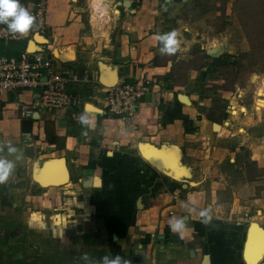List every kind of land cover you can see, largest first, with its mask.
Masks as SVG:
<instances>
[{"label": "crops", "instance_id": "1", "mask_svg": "<svg viewBox=\"0 0 264 264\" xmlns=\"http://www.w3.org/2000/svg\"><path fill=\"white\" fill-rule=\"evenodd\" d=\"M106 1V15L93 18L91 0H48V30L32 38L59 69L78 73L70 89L91 126L60 113L22 118L20 107L36 95L0 94V155L16 161L0 184V264H100L115 255L129 264L252 263L264 235V136L255 128L262 120L217 116L216 103H202L207 68L176 80L188 54H161L157 40L173 0ZM20 2L30 10L35 0ZM30 44L4 49L15 55ZM109 80L147 88L133 128L102 117ZM143 144L152 147L141 151ZM160 146V157L175 160L164 171L152 159ZM61 164L67 181L53 185ZM202 210L212 217L207 225ZM172 217L186 220L184 234L170 231Z\"/></svg>", "mask_w": 264, "mask_h": 264}, {"label": "rangeland", "instance_id": "2", "mask_svg": "<svg viewBox=\"0 0 264 264\" xmlns=\"http://www.w3.org/2000/svg\"><path fill=\"white\" fill-rule=\"evenodd\" d=\"M172 3L165 14L163 31H176L178 50L188 54L181 62L183 72L176 80L185 81L189 68H207L208 72L203 70L207 75L201 74L203 80L198 86L202 103H216L217 116L230 112L235 118L242 114L249 117L247 121L262 120L260 130L255 128L258 136H264V109L254 104L257 83L264 79V0H173ZM214 42L223 47L210 49ZM203 53L213 56L206 57ZM253 76L258 78L255 82ZM234 97L237 107L232 109L230 101Z\"/></svg>", "mask_w": 264, "mask_h": 264}, {"label": "built area", "instance_id": "3", "mask_svg": "<svg viewBox=\"0 0 264 264\" xmlns=\"http://www.w3.org/2000/svg\"><path fill=\"white\" fill-rule=\"evenodd\" d=\"M136 1V0H134ZM22 4V3H21ZM48 0H35L29 11L35 18L33 28L24 35H13L0 25V94H16L27 90L36 95L31 104H24L19 112L22 118L38 113H60L80 125L81 99L70 87L80 81L78 73L68 74L57 67L53 55L36 45L33 36L46 33V11ZM30 41L32 50L24 49L15 55H8L5 47L9 43ZM147 88L128 84H115L106 88L102 117L123 121L128 127L134 126V112L137 101L147 93Z\"/></svg>", "mask_w": 264, "mask_h": 264}, {"label": "clouds", "instance_id": "4", "mask_svg": "<svg viewBox=\"0 0 264 264\" xmlns=\"http://www.w3.org/2000/svg\"><path fill=\"white\" fill-rule=\"evenodd\" d=\"M34 23V16L21 4L20 0H0V25L6 26V30L9 33L13 35H24L33 28ZM177 35L176 31H170L157 36L161 54H172L177 51L179 47ZM79 120L84 126H91L93 124L90 114L86 111L80 115ZM16 151L17 149L14 147L8 148L9 154H13ZM18 160L19 156H17ZM15 167L16 161L0 155V184L8 181ZM185 207L187 206L185 205ZM199 215L201 217V223L205 225L210 223L212 217L207 210L200 211ZM168 227L172 233L182 235L187 231V222L183 217H172L168 221ZM100 264H129V261L120 255H115L114 257L104 256L101 258Z\"/></svg>", "mask_w": 264, "mask_h": 264}, {"label": "bare ground", "instance_id": "5", "mask_svg": "<svg viewBox=\"0 0 264 264\" xmlns=\"http://www.w3.org/2000/svg\"><path fill=\"white\" fill-rule=\"evenodd\" d=\"M108 7H109V5L107 4V1L106 0H91L90 8L92 10L93 18H102V17H104L106 15V13H107V10L106 9ZM222 47H223V45H218L217 42H214V43H212L210 45V49H216L217 50V48H222ZM257 79L258 78L254 77V76L252 77V81L253 82H255ZM256 92H257L258 96H256V99L254 101V104L256 106H258L259 108L264 109V98L261 97L264 94V79H261L257 83V91ZM239 94L241 95L242 92H239ZM230 106H231L230 108H232V109H235L237 107L235 97L231 99ZM153 151H155V150H153ZM164 151H166V150L163 148L162 149V152H164ZM171 151H174L175 152L176 150H171ZM171 151H169V152H171ZM162 152L155 151L154 152V157H152L153 161L156 162V163H159V162H161V163H167L168 166L166 168H170V166L174 167L173 166L174 163H172L173 160H174V157L171 155V156L168 157V159L165 158V157L162 158V157H160L162 155L161 154ZM160 159L161 160L162 159H166V160L160 161ZM263 254H264V251H263V253H261L260 256L259 255L258 256H255L256 254L253 255V256H251L250 257L251 258L250 262H252L251 264H256L262 258Z\"/></svg>", "mask_w": 264, "mask_h": 264}, {"label": "water", "instance_id": "6", "mask_svg": "<svg viewBox=\"0 0 264 264\" xmlns=\"http://www.w3.org/2000/svg\"><path fill=\"white\" fill-rule=\"evenodd\" d=\"M38 38H41V37H39L38 36ZM33 47H34V43L33 42H31V44L29 45V48H28V50H32L33 49ZM214 53V52H213ZM105 84H106V88H110V87H112V86H114L115 84L112 82V81H105ZM180 99L182 100V101H186V99H185V97H180ZM186 103V102H185ZM148 147V149H151V148H149V147H152V146H148V145H140V148H141V151H143V149H145V148H147ZM164 147L163 146H160V147H158V148H152L153 150H155V151H157V152H162V149H163ZM173 150H175L174 148H173ZM174 157V156H173ZM175 161V160H174ZM153 163V162H152ZM161 162H159V163H157V164H154L155 166L154 167H156L157 169H160L161 171H164V170H168L166 167L168 166L166 163H161ZM152 164V165H153ZM171 167V166H170ZM61 169H62V177H60L61 179L60 180H54V181H51L50 183L51 184H53V185H61V184H64L66 181H67V175H66V172H65V169H63V165L61 164ZM250 229H253V230H255V231H257V232H261V234H263V231L262 230H260V228H258L254 223H252L250 226H249V230ZM250 240V238H248V241ZM247 241V242H248ZM246 245H247V243H246ZM258 247H259V249H258V251H256V255L255 256H260L261 255V253H263V251H264V235H262L261 236V238H260V243H259V245H258ZM251 264V263H250ZM264 264V263H263Z\"/></svg>", "mask_w": 264, "mask_h": 264}, {"label": "trees", "instance_id": "7", "mask_svg": "<svg viewBox=\"0 0 264 264\" xmlns=\"http://www.w3.org/2000/svg\"><path fill=\"white\" fill-rule=\"evenodd\" d=\"M211 111H212V109H210V108H205L204 109V112H203V114H204V116L209 120V121H213V122H216L217 121V118L216 117H214L212 114H213V112H212V114H211ZM26 124H28V126L31 124V122H24L23 123V126H26ZM25 131L27 130H29V129H27V128H25L24 129Z\"/></svg>", "mask_w": 264, "mask_h": 264}]
</instances>
